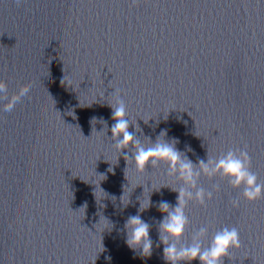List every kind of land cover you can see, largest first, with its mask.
Segmentation results:
<instances>
[{
    "label": "water",
    "instance_id": "water-1",
    "mask_svg": "<svg viewBox=\"0 0 264 264\" xmlns=\"http://www.w3.org/2000/svg\"><path fill=\"white\" fill-rule=\"evenodd\" d=\"M0 80L9 97L31 84L11 112L0 99V264H170L159 203L176 206L183 182L114 147L115 90L143 143L166 131L194 165L247 146L264 180V0H0ZM197 186L213 197L189 201L180 243L236 227L224 264H264V197L219 176ZM137 214L148 257L126 243Z\"/></svg>",
    "mask_w": 264,
    "mask_h": 264
},
{
    "label": "clouds",
    "instance_id": "clouds-1",
    "mask_svg": "<svg viewBox=\"0 0 264 264\" xmlns=\"http://www.w3.org/2000/svg\"><path fill=\"white\" fill-rule=\"evenodd\" d=\"M19 2L20 0H17V3ZM132 3H137V0H132ZM30 87L31 84L26 83L19 88L18 92L12 93L9 97L5 81L0 80V99L6 101L3 110L11 112L16 104L28 95ZM115 92L114 101L109 103L113 109L112 119L115 121L111 126L112 139L115 141L114 147L120 152L131 145L133 156L125 155V160L128 164L134 162L138 172L145 171L149 165L153 168L164 163L168 166L167 173L183 182V186L174 189L179 193L176 206L173 207L166 201L159 203V210L166 213L159 222L160 242L165 245L163 248L164 259L170 264H181L183 261L191 262L197 259L200 264H224L225 257L233 259L230 250L241 247L239 230L236 227L225 226L216 231L207 246L204 244V238L208 232L207 227H201L195 232L190 244L185 245L180 241L189 225V218L185 212L189 201L194 200L200 205H206V198L212 199L213 191H219V184L212 186L213 191H206L203 187H198L201 175L210 179L215 176L227 179L234 188L243 185V197L249 201L264 197V180L258 182V175L251 171V157L248 154L247 146L244 149L233 150L230 148L219 158L209 157L207 162L200 159L194 165L185 153L176 148L178 141L165 139L166 131H161L156 141L153 143L149 140L148 144L143 143L133 132H130L127 105L120 97L119 90H115ZM105 126L107 127L106 124ZM136 131H140L139 125H136ZM111 170L110 168L109 171ZM231 203L234 207L239 205L238 200H232ZM143 210L141 205L140 211ZM125 229L128 246L132 249L142 248L143 256H151L153 241L149 236L150 224L137 214L128 217Z\"/></svg>",
    "mask_w": 264,
    "mask_h": 264
}]
</instances>
